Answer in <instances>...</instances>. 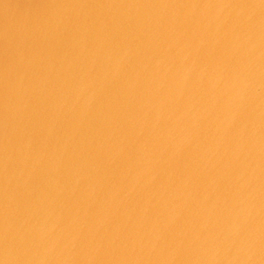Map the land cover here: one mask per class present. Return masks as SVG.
I'll list each match as a JSON object with an SVG mask.
<instances>
[{"label":"water","instance_id":"95a60500","mask_svg":"<svg viewBox=\"0 0 264 264\" xmlns=\"http://www.w3.org/2000/svg\"><path fill=\"white\" fill-rule=\"evenodd\" d=\"M0 264H264V0H0Z\"/></svg>","mask_w":264,"mask_h":264}]
</instances>
